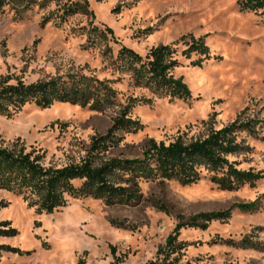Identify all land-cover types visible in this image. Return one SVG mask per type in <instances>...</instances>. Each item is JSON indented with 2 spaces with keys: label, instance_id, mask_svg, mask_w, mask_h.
<instances>
[{
  "label": "rangeland",
  "instance_id": "obj_1",
  "mask_svg": "<svg viewBox=\"0 0 264 264\" xmlns=\"http://www.w3.org/2000/svg\"><path fill=\"white\" fill-rule=\"evenodd\" d=\"M86 1L91 15L63 22L61 7L81 0H33L28 9L5 0L0 8V83L74 75L112 90L102 105L31 104L0 114V146L39 150L44 167L61 168L79 163L92 139L125 112L131 129L113 132L118 146L95 158L100 167L113 159H142L151 141L187 144L237 120L254 129L237 135L248 151L227 160L241 171L264 172V12H241L236 0ZM161 46L175 50L170 76L182 80L189 98L170 100L135 85L116 61L123 48L144 59ZM201 171L187 186L140 180L132 205L107 206L88 196L70 198L51 213L0 190V222L18 232L0 237V245L19 250L2 252L0 264H145L159 256L178 224L229 210L227 220L179 230L176 264H264V178L227 191ZM254 202L251 212L234 208Z\"/></svg>",
  "mask_w": 264,
  "mask_h": 264
},
{
  "label": "trees",
  "instance_id": "obj_2",
  "mask_svg": "<svg viewBox=\"0 0 264 264\" xmlns=\"http://www.w3.org/2000/svg\"><path fill=\"white\" fill-rule=\"evenodd\" d=\"M5 0H0V8ZM33 0H18L25 9L33 5ZM241 12H264V0H236ZM89 14L86 0L66 2L61 7L59 21L69 16ZM97 31V28H93ZM108 34L109 30H104ZM101 33V32H100ZM194 45L193 49H197ZM175 50L161 46L152 48L144 59L128 49H121L116 61L121 69L131 73L137 86H145L153 93H162L170 100L187 99L190 92L181 79H174L170 71L176 66L173 60ZM0 83V114L9 116L25 105H35L40 109L50 108L56 103L71 105H102L109 99L111 88L103 82L91 78L69 75L66 79L55 78L48 81L24 83L21 80ZM132 122L126 119L125 112L114 120L112 128L103 136L92 139L87 155L79 163H70L61 168L44 167L40 162L44 154L39 150H26L22 145L13 144L10 148L0 146V190L22 195L39 212L51 213L67 205L68 199L93 197L102 200L107 206L132 205L137 199L138 181L150 179L175 180L182 185L197 183L201 169L211 173L210 181L221 190H235L244 184H254L264 178V172L241 171L227 156H233L248 148L238 141L240 132L252 133L251 122L235 121L219 130L211 131L204 139L187 144L181 139L165 145L150 142L143 152L142 159L110 160L100 167L95 166V158L118 146L113 132L130 130ZM79 182V186H75ZM2 204L0 203V207ZM256 203L237 204L244 212H251ZM230 210L200 214L176 226L165 247L155 260L145 264H176L181 244L177 242L178 232L184 227H204L212 221L229 218ZM201 221V225L197 221ZM18 232L8 221L0 222V237L12 238ZM2 252L19 253V250L0 245ZM118 263V262H117ZM114 263V264H117Z\"/></svg>",
  "mask_w": 264,
  "mask_h": 264
},
{
  "label": "bare ground",
  "instance_id": "obj_3",
  "mask_svg": "<svg viewBox=\"0 0 264 264\" xmlns=\"http://www.w3.org/2000/svg\"><path fill=\"white\" fill-rule=\"evenodd\" d=\"M194 83V82H193Z\"/></svg>",
  "mask_w": 264,
  "mask_h": 264
}]
</instances>
